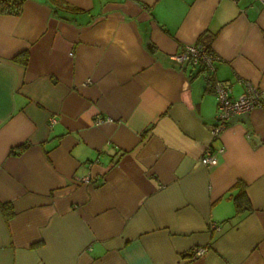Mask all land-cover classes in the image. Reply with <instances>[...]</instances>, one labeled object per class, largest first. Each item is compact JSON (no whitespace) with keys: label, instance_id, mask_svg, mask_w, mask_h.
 <instances>
[{"label":"crops","instance_id":"1","mask_svg":"<svg viewBox=\"0 0 264 264\" xmlns=\"http://www.w3.org/2000/svg\"><path fill=\"white\" fill-rule=\"evenodd\" d=\"M201 38L232 96L249 81L264 98V0H23L0 14L13 209L0 264H264V107L212 138V78L170 57ZM207 145L223 147L215 164Z\"/></svg>","mask_w":264,"mask_h":264},{"label":"built area","instance_id":"2","mask_svg":"<svg viewBox=\"0 0 264 264\" xmlns=\"http://www.w3.org/2000/svg\"><path fill=\"white\" fill-rule=\"evenodd\" d=\"M170 57L180 67L187 65L199 67L207 72L212 78L211 87L217 100V112L215 121L210 125L212 138H217L225 129L230 118L235 114L247 112L255 107H264V98L262 91L249 81H245L243 91L236 97L231 94V86L228 82L218 79L215 75L216 63L220 57L206 43L196 41L180 45L178 50L171 54ZM107 117L95 118V123L106 120ZM223 152V147L216 151L210 145H207L201 156V162L205 165L215 164L217 162V154ZM87 180V177L80 178ZM211 228H217L215 221L210 223ZM207 250L205 246H195L190 250V257L195 258L203 255Z\"/></svg>","mask_w":264,"mask_h":264},{"label":"trees","instance_id":"3","mask_svg":"<svg viewBox=\"0 0 264 264\" xmlns=\"http://www.w3.org/2000/svg\"><path fill=\"white\" fill-rule=\"evenodd\" d=\"M22 5H23V0H0V14L18 15L22 11ZM202 39L203 38H201V40L199 41L207 43ZM23 55L24 57L22 58V60L23 62H25L26 53H23ZM17 57L19 56L18 55L15 56V58ZM21 150L22 148L19 151ZM233 201L235 204V209L237 214L241 211L250 209V204L245 195L244 187L242 185H240L239 192L233 196ZM0 209L3 215L5 216V218H9L13 214V209L9 202H0Z\"/></svg>","mask_w":264,"mask_h":264}]
</instances>
